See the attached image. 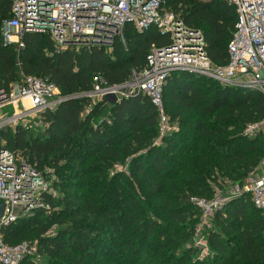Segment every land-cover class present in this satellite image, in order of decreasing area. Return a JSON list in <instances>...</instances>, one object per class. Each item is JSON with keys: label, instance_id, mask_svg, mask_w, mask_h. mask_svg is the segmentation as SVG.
<instances>
[{"label": "trees", "instance_id": "trees-1", "mask_svg": "<svg viewBox=\"0 0 264 264\" xmlns=\"http://www.w3.org/2000/svg\"><path fill=\"white\" fill-rule=\"evenodd\" d=\"M164 5L204 33L212 61L227 63L237 22L231 0ZM11 17L12 0H0V86L10 89L23 72L48 79L69 96L43 114V131L2 130L6 148L45 171L58 193L47 196L51 209L2 228L8 244L38 240L41 259L34 253L20 264H264V210L251 195L233 196L215 212L203 257L194 245L202 213L192 202L212 199L216 184H243L259 167L264 134L249 136L245 129L264 118L261 92L173 72L163 99L179 127L155 144L159 113L147 95L114 103L73 96L89 91L96 75L121 84L143 69L151 49L169 43L157 27L139 32L126 23L110 46L62 50L48 34L27 32L25 47L18 49L3 40L4 22ZM116 163L128 170L111 173Z\"/></svg>", "mask_w": 264, "mask_h": 264}, {"label": "built area", "instance_id": "built-area-1", "mask_svg": "<svg viewBox=\"0 0 264 264\" xmlns=\"http://www.w3.org/2000/svg\"><path fill=\"white\" fill-rule=\"evenodd\" d=\"M164 1L12 0V17L4 22L3 40L21 49L25 47V33L33 32L48 34L58 50L72 45L110 46L116 37L123 36L126 23H132L139 32L157 27L169 43L154 46L143 69L133 70L130 79L121 84H109L96 75L89 91L73 97L86 96L96 103L109 94L117 95L118 99L147 95L159 113L155 144H160L176 128L165 111L163 99L164 85L173 72L187 71L213 78L224 86L253 89L264 95V0H231L237 22L224 65L215 63L208 55L204 33L187 26L180 14L165 8ZM68 98L55 83L23 72L21 80L10 89L0 86V203H5L0 217V264H20L37 247L26 241L15 245L4 242L2 228L38 209H51L47 196L57 195L45 171L6 148L2 130L16 126L28 130L34 126L45 128L43 114ZM258 132L264 134V118L246 126V135L254 136ZM256 171L243 184L231 185L223 199L192 198L202 213L194 237L200 257L209 253L202 233L212 227L214 213L233 196L249 194L256 207L264 210V171L261 174Z\"/></svg>", "mask_w": 264, "mask_h": 264}, {"label": "rangeland", "instance_id": "rangeland-1", "mask_svg": "<svg viewBox=\"0 0 264 264\" xmlns=\"http://www.w3.org/2000/svg\"><path fill=\"white\" fill-rule=\"evenodd\" d=\"M213 79V78H212ZM89 109V108H88ZM171 124H172V122H171ZM172 126H175V127H179V125L178 124H172ZM31 130H33L34 132H38V131H43L44 130V128H42L41 126H34V128H31ZM158 137V136H157ZM157 139V138H156ZM156 141V140H155ZM155 141H154V143H155ZM263 159H264V157H263ZM262 159V161H261V163H260V165H259V167L256 169L257 171V173H259V174H261L263 171H264V164L262 163L264 160ZM127 161H129V158H128V160ZM128 170V168H127V166L125 165V164H121V163H116L115 164V168H113L112 169V171H111V173H116V172H119V171H127ZM253 173V172H252ZM251 173V174H252ZM228 183V182H227ZM231 185H233V183L232 182H230V183H228V184H216L215 185V190H216V193H215V195L213 196V198L212 199H216V198H219V199H223L224 198V196L225 195H227V194H229V188H230V186ZM55 189V188H54ZM57 192V191H56ZM57 195H58V193H57ZM211 199V200H212ZM57 209H58V206H57ZM215 214V213H214ZM213 217H214V215H213ZM213 217H212V222H213ZM202 218V217H201ZM200 225V222H199V224H198V226ZM198 226H197V228H198ZM56 227H57V225H54L49 231H48V233H53L54 231H55V229H56ZM196 228V229H197ZM208 233H209V230L208 231H205V232H203L202 233V235L203 236H206L205 238L207 239V236H208ZM33 243H34V245L36 244V245H38L37 243H38V240L37 239H32L31 240ZM38 247V246H37ZM37 247H36V250H35V258L37 259V260H39V259H41V254H40V252L38 251V249H37Z\"/></svg>", "mask_w": 264, "mask_h": 264}, {"label": "water", "instance_id": "water-1", "mask_svg": "<svg viewBox=\"0 0 264 264\" xmlns=\"http://www.w3.org/2000/svg\"><path fill=\"white\" fill-rule=\"evenodd\" d=\"M104 99H106V100H108V101L114 103V102H116V101L118 100V97H117V95H115V94H109V95H106V96L104 97ZM4 210H5V203L1 202V203H0V217L3 216V214H4Z\"/></svg>", "mask_w": 264, "mask_h": 264}]
</instances>
